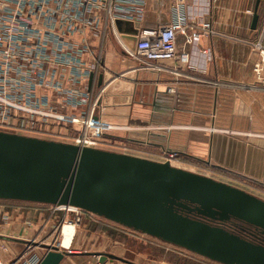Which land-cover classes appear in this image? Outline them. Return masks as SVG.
Segmentation results:
<instances>
[{
	"label": "crops",
	"instance_id": "obj_1",
	"mask_svg": "<svg viewBox=\"0 0 264 264\" xmlns=\"http://www.w3.org/2000/svg\"><path fill=\"white\" fill-rule=\"evenodd\" d=\"M140 6L141 13L119 18L126 22L123 31L105 25L102 14L98 35H86L89 50L82 59L91 70L97 65L91 86L97 113L132 127L112 139L163 148L264 184V136L252 142L220 131L264 130V85L256 78L251 44L264 26V0H143ZM255 13L259 20L253 28ZM177 19L184 30L176 58L135 56L142 30ZM193 33L198 35L188 43ZM64 72V86L70 88L71 74ZM90 78L83 82L87 90ZM62 109L79 114L86 105Z\"/></svg>",
	"mask_w": 264,
	"mask_h": 264
},
{
	"label": "water",
	"instance_id": "obj_2",
	"mask_svg": "<svg viewBox=\"0 0 264 264\" xmlns=\"http://www.w3.org/2000/svg\"><path fill=\"white\" fill-rule=\"evenodd\" d=\"M258 20L255 13L253 28ZM125 24L115 20L119 31ZM93 79L91 73L90 86ZM0 199L73 206L223 264H264V242L226 224L264 233V199L169 160L0 130ZM41 246L46 252L38 264H61L73 254L138 264L112 253Z\"/></svg>",
	"mask_w": 264,
	"mask_h": 264
},
{
	"label": "built area",
	"instance_id": "obj_3",
	"mask_svg": "<svg viewBox=\"0 0 264 264\" xmlns=\"http://www.w3.org/2000/svg\"><path fill=\"white\" fill-rule=\"evenodd\" d=\"M142 2L0 0V130L39 137L49 127H60L66 130L64 142L103 148L118 132L132 129L106 121L97 113L99 105L93 100L92 85L90 90L83 87L97 65H93V70L87 68L82 56L89 50L86 35H98L102 14L106 16L105 25L115 27L116 19L141 13ZM204 26L210 28V23ZM183 30L179 19L142 30L137 36L135 56L147 61L176 58L177 37ZM197 35H188L187 42L191 43ZM251 44L257 53L256 78L264 85V26L260 37ZM66 69L71 74L70 88L64 86ZM82 105L86 109L79 114L62 109ZM173 153L176 155L172 152L171 156ZM2 237L8 236L0 233ZM42 243L25 241L26 250L11 263L0 256V264H38L45 253L39 251L44 248Z\"/></svg>",
	"mask_w": 264,
	"mask_h": 264
},
{
	"label": "rangeland",
	"instance_id": "obj_4",
	"mask_svg": "<svg viewBox=\"0 0 264 264\" xmlns=\"http://www.w3.org/2000/svg\"><path fill=\"white\" fill-rule=\"evenodd\" d=\"M48 132L37 136L65 141L64 128L49 127ZM231 132L236 139L257 142L264 136V130H220ZM76 135V134H75ZM101 149L140 155L174 166L210 176L217 180L240 187L264 199V184L244 172H224L201 162L176 155L172 151L156 146L135 144L127 139H109ZM48 203L23 200L0 199V233L8 236L0 240V256L6 263L27 249L25 241L33 240L54 244L62 250L73 252L112 253L138 264H223L193 252L180 245L129 228L100 215L83 209L59 207ZM66 223L76 226L74 243L71 249L60 246L61 229ZM23 225V227H21ZM10 237V238H9ZM14 238V239H13ZM10 239V240H5ZM21 239V240H19ZM24 240V241H23ZM46 252V249H39ZM61 264H127L120 260L104 263L96 255L73 254L66 256Z\"/></svg>",
	"mask_w": 264,
	"mask_h": 264
},
{
	"label": "flooded vegetation",
	"instance_id": "obj_5",
	"mask_svg": "<svg viewBox=\"0 0 264 264\" xmlns=\"http://www.w3.org/2000/svg\"><path fill=\"white\" fill-rule=\"evenodd\" d=\"M226 224H228L231 228H233L243 236L251 238L255 241L264 242V233L261 230H257L254 227H250L242 222L233 221V220L227 222Z\"/></svg>",
	"mask_w": 264,
	"mask_h": 264
},
{
	"label": "bare ground",
	"instance_id": "obj_6",
	"mask_svg": "<svg viewBox=\"0 0 264 264\" xmlns=\"http://www.w3.org/2000/svg\"><path fill=\"white\" fill-rule=\"evenodd\" d=\"M70 208H75V207L70 206ZM60 233L62 236L60 246L65 249H71L74 243L76 226L72 223H66L65 225H63Z\"/></svg>",
	"mask_w": 264,
	"mask_h": 264
}]
</instances>
